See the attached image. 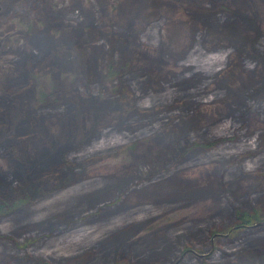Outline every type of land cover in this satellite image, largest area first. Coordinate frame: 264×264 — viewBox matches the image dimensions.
<instances>
[{
    "label": "rangeland",
    "instance_id": "374dc122",
    "mask_svg": "<svg viewBox=\"0 0 264 264\" xmlns=\"http://www.w3.org/2000/svg\"><path fill=\"white\" fill-rule=\"evenodd\" d=\"M76 92L121 106L67 146L52 106L88 117ZM0 126V264H264L263 222L210 240L264 220V0H0Z\"/></svg>",
    "mask_w": 264,
    "mask_h": 264
},
{
    "label": "trees",
    "instance_id": "16d2710c",
    "mask_svg": "<svg viewBox=\"0 0 264 264\" xmlns=\"http://www.w3.org/2000/svg\"><path fill=\"white\" fill-rule=\"evenodd\" d=\"M50 20H52V23L49 24V26L47 27L48 31H57L59 28H57V20L55 18H51ZM125 47V42H122V48ZM125 50V49H124ZM123 50V51H124ZM124 55V54H123ZM129 66L126 65V60L122 61V68H120L119 66V56L117 54H114V56H109L108 57V61H107V65H106V69H107V74L110 75V77L112 78L114 75L116 76L117 82L118 84H120V87H114L113 90H120L121 84L124 81L125 76H127L129 74ZM52 89V86L50 88V90ZM126 95V92L122 93V98L123 96ZM92 97V95L90 93H86L85 95H82V93H77L75 94V99L76 103H75V109H73V111L71 113H75L76 111H79L81 113H84V110L86 109V107L89 106V115L88 117H85L84 115H79L78 116V121L77 122H73L70 118H69V114H67L65 112V110H60V109H56L54 108V106H52V110L54 112H56V116H59V118H57L54 123H57L59 126V130L62 132V142L65 143L67 146L71 144L72 138H75L76 136V132L80 129H82L83 131H85V129L87 128L88 124L91 125V122H96L97 119H99V114L101 111V104L102 103H110L113 104L115 102L113 101H117L119 102V109L121 106V102L119 101L118 98H113L111 95L108 96L107 98H105L103 101H95L93 104H90V98ZM35 99L37 100L36 104H39L38 106L33 103L36 107H34L35 111L37 113V115L41 116L42 114L48 115L50 113V109H46L43 110L44 106H48V104L46 103V101H51L52 103L55 102L56 100H58V98L54 95V93L52 92H38L35 96ZM58 106V105H56ZM118 109V110H119ZM32 112V113H34ZM110 113V112H109ZM108 113V114H109ZM67 114V115H66ZM107 114V115H108ZM66 115V116H64ZM64 116V117H63ZM48 120L45 119V121H42L45 125L44 129L45 130L47 128V122ZM33 128L35 126H33L32 124H30ZM1 127V126H0ZM23 138V137H22ZM20 137H15L14 138V142H15V146H18L20 148V151L17 152V150L14 148V146H11V150H13L11 152L12 155V163H14L16 166H19L22 168V170H25L28 167V163L30 162V160H28V162L22 158L23 156L21 155V151L24 152H28L29 157H32V154L30 153V148L29 146H27L28 142H24L25 140H23ZM7 140H4L5 143L10 144L11 142L8 140V138H6ZM44 157V156H43ZM42 157V158H43ZM52 156L51 155H46L44 157V161H51ZM40 164L42 163V161H35L34 164ZM34 164L32 166H34ZM56 172L50 173H44L45 177L41 178V179H37V180H29L31 177L29 176H23L24 179H22L21 175H19L15 180L7 182L6 186L10 187L7 190L10 191L11 193H13V196L16 195L17 190L24 185L25 183H30V189L29 190H35V188H37L38 184H41L42 182H44L45 180L48 179H52L54 178L55 174L57 172H59V174H62L63 172V168H60L59 166H56ZM25 180L27 182H25ZM11 182H13L12 184H10ZM23 190L20 191V196L15 199L16 202L14 203H21L24 202L28 199V197L30 198L29 192H27L26 190H24V192L27 194H22ZM22 194V195H21ZM13 200V201H15ZM12 203V202H11ZM13 203V204H14ZM4 209V205L2 203H0V212H2ZM255 212L250 213H236L233 214V218L234 221L232 223V226H234L233 230L230 231L228 233V235L230 233L233 232H237L238 230H242L244 229L245 225H251L254 222L257 221V218L255 219ZM259 221V220H258ZM228 230V229H227ZM212 233V232H211ZM210 233V234H211Z\"/></svg>",
    "mask_w": 264,
    "mask_h": 264
},
{
    "label": "water",
    "instance_id": "95a60500",
    "mask_svg": "<svg viewBox=\"0 0 264 264\" xmlns=\"http://www.w3.org/2000/svg\"><path fill=\"white\" fill-rule=\"evenodd\" d=\"M262 222L264 223V220L256 221V222H254L253 224H251V225H245L244 227H245V228L255 227V226L260 225ZM233 228H234V226L228 228V230H226V232L223 233V234H221V233H212V234L210 235V240H212V239H213L214 237H216V236H226V235H228V233H229L230 231H232ZM185 252H186V251H185ZM183 253H184V252H183ZM181 255H182V254H181ZM174 263H175V262H174Z\"/></svg>",
    "mask_w": 264,
    "mask_h": 264
}]
</instances>
